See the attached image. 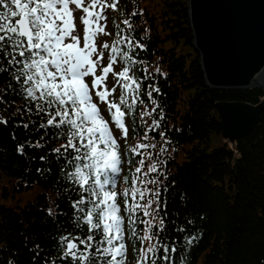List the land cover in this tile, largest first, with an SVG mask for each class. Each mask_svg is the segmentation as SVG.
<instances>
[{
  "label": "trees",
  "instance_id": "16d2710c",
  "mask_svg": "<svg viewBox=\"0 0 264 264\" xmlns=\"http://www.w3.org/2000/svg\"><path fill=\"white\" fill-rule=\"evenodd\" d=\"M133 12L137 14L132 16ZM124 19L130 20L134 39L144 45L136 49L138 77L145 75V68L152 74L141 88L145 103H138L127 116L132 142L128 144L156 145L145 150V165L153 161L158 165L157 172L148 179L158 180L150 188L159 189L161 201L166 204L160 216L167 213L166 238L178 247V252L172 253L173 264H264V109L253 129L230 143L222 138L215 108L217 101L256 105L264 99V89H214L206 85L193 48L187 0H120L114 14V40L121 30L129 32ZM8 83V73L0 75V96L7 102L0 103V115L8 119L7 126L0 124V178H4L0 194L4 199L13 198L10 204L0 200V264H44L46 257L59 255L58 234L74 231L70 202L79 194L72 191L75 186L60 170L63 159L57 160L51 152L65 140L46 135L45 130L36 131L33 124L28 130L17 127V108L23 110L25 100L5 94L3 89ZM149 83L160 89L153 93L159 108L141 120L139 111L155 106L144 95ZM161 112L164 118L160 127L148 131V125L159 119ZM30 119L36 124L42 122L35 115ZM28 122L26 116L23 123ZM145 131L147 140L143 138ZM214 137L222 141L212 147ZM38 140L44 148L25 147L23 154L16 151L17 144ZM128 144L124 148L134 172L141 157L134 155ZM161 146L166 148L163 153ZM148 152L152 153L151 159L147 158ZM41 156H47V160L41 161ZM143 169L147 171L146 166ZM118 175L113 178L122 190ZM29 190L32 198L18 201L17 194ZM49 208L57 213L55 217L49 216ZM137 227L142 229L143 225ZM79 234L84 235L83 231ZM127 239L135 261L132 264H136L135 250L140 245L128 235ZM36 245L41 251L33 261Z\"/></svg>",
  "mask_w": 264,
  "mask_h": 264
},
{
  "label": "snow or ice",
  "instance_id": "6c2138e0",
  "mask_svg": "<svg viewBox=\"0 0 264 264\" xmlns=\"http://www.w3.org/2000/svg\"><path fill=\"white\" fill-rule=\"evenodd\" d=\"M116 2L0 0V75L8 73L9 76L3 91L25 100L23 110L17 108L20 123L16 126L28 130L33 124L36 131L45 130L46 135L51 133L65 140L51 152L57 160L63 159L60 170L70 185L75 186L72 191L79 194L78 199L70 202L73 209L70 223L74 231L58 234L59 255L46 257L44 264H126V234L140 245L138 250L134 249L136 264H173L172 253L178 252L176 244L166 238L164 217L167 213L160 216L166 204L161 201L159 189L148 187L158 183L155 178L148 179L151 173L157 172L158 165L153 161L147 171H143L145 157L141 150L156 145L139 143L130 148L134 155L141 157L139 166L132 174L131 187L123 193L115 190L113 176L120 172L121 151L113 126L127 138L125 119L136 110L138 103H145L141 99V88L152 76L146 68L143 69L145 75H137L136 49L144 45L132 36L129 19L123 20L129 29L127 34L121 30L111 45L105 42L97 46L98 37L107 34L101 23L106 21L105 9H115ZM77 11L83 14L77 17L74 15ZM105 50L108 53L106 66L103 65ZM119 61L123 62L122 70L115 72L113 65ZM110 73L116 78L111 89L106 84ZM117 87L120 89L118 101L110 99ZM159 91L154 84L147 85L144 95L155 106L151 110H140L141 120L157 112L159 105L153 93ZM0 103H7L2 96ZM101 104L105 105L110 121L105 119ZM32 115L42 122L36 124L30 119ZM26 116L29 122L23 123ZM163 118L161 112L159 119H153L148 125V131L158 129ZM0 124L7 126L8 119L0 115ZM148 131L144 133L145 140ZM159 135L164 138L163 132ZM25 147L42 149L45 145L39 140L26 141L17 144L16 151L23 154ZM165 151L161 146L160 153ZM151 157L152 153L148 152L147 158ZM40 159L45 161L47 156ZM121 196L123 207L118 200ZM48 214L57 215L52 208L48 209ZM139 224L143 225L142 229H138ZM81 231L83 236L79 234ZM35 249L33 261L41 251L39 245Z\"/></svg>",
  "mask_w": 264,
  "mask_h": 264
},
{
  "label": "water",
  "instance_id": "95a60500",
  "mask_svg": "<svg viewBox=\"0 0 264 264\" xmlns=\"http://www.w3.org/2000/svg\"><path fill=\"white\" fill-rule=\"evenodd\" d=\"M193 48L207 86L264 89V0H187ZM224 139L234 143L258 123L256 104L217 101Z\"/></svg>",
  "mask_w": 264,
  "mask_h": 264
},
{
  "label": "rangeland",
  "instance_id": "374dc122",
  "mask_svg": "<svg viewBox=\"0 0 264 264\" xmlns=\"http://www.w3.org/2000/svg\"><path fill=\"white\" fill-rule=\"evenodd\" d=\"M107 3L108 4H112L113 0H107ZM119 5H120V0H117L115 9H112V8L105 9L104 15L106 16V21H102L101 23L105 26L107 34H103V35H100L98 37V39H97V46L98 47H100L105 42H107V43H109L111 45V43L114 41V37H115L114 36L115 35L114 14L117 11ZM82 14H83L82 12L77 11L74 15L79 17ZM79 27L82 29L83 26L79 25ZM107 64H108V53H107V50H105V58H104V61H103V65L106 66ZM122 67H123V64H121L120 62H117L116 64L113 65V69H114L115 72L121 71ZM98 74H99V72H98ZM115 83H116V78L110 73L109 77H108V79L106 81L107 87L109 89H111L114 86ZM119 96H120V89L117 87L116 92L113 94L112 97H110V99H114V100L118 101ZM99 106L101 108V111H102L105 119H108L110 121V116H109L108 112L106 111L105 105L101 104ZM125 123H126V126L128 128V135H127L126 139L121 135L120 131L115 129V127L113 126V133L118 139V142L120 144V151H121V154L123 156V158H121L122 162H121V165H120V172H119V175L117 177V180H120V181L123 182V183L122 182L121 183H122V186H123L124 189L121 190L120 186H119V189L117 191L118 193H123V191L126 189V187H125L126 185H128L127 189H129L131 187V177H132V174H133V170L131 168L132 165L129 164V162L127 160V154H126V151H125V148H124L128 143L132 144L131 139H130V128H129V125H128V118L127 117L125 119ZM221 141H222V139H219L218 137H214L213 140H212L211 146L212 147L217 146L218 144L221 143ZM139 143H141V142H139ZM130 144H128V145H130ZM131 147H132V145L129 146V148H131ZM126 150H127V147H126ZM141 151L145 152V150H141ZM148 162L149 161L147 160V163ZM149 164L150 163H148V164H146L144 166L147 167ZM143 171H145V169H143ZM3 180H4V178L3 179L0 178V187L2 186ZM116 187L117 186H115V188ZM148 187L150 188V185ZM0 191H1V188H0ZM32 196H33V193H32L31 190H29V191H24V192L18 193L17 194V199H18V201L19 200L24 201V200L31 199ZM0 200L3 203L10 204L11 201H13V198L9 197L7 199H4L3 195L0 194ZM118 200L121 203V206L123 207V197L122 196L119 197ZM143 203H145V201H143L142 204ZM153 207H154V205H153ZM126 228H127V226H126ZM125 239H126V244H127L126 264L135 263L134 259L132 258L133 257L132 253H131L132 248H131V246L128 243L127 234H126V238ZM146 246H147V242H145V247Z\"/></svg>",
  "mask_w": 264,
  "mask_h": 264
}]
</instances>
